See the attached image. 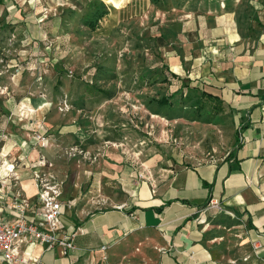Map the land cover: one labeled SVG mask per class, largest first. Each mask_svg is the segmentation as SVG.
Segmentation results:
<instances>
[{"label":"rangeland","instance_id":"374dc122","mask_svg":"<svg viewBox=\"0 0 264 264\" xmlns=\"http://www.w3.org/2000/svg\"><path fill=\"white\" fill-rule=\"evenodd\" d=\"M0 1V119L10 118L15 103L44 107L39 120L60 147L52 169L67 185L65 207L75 223L131 203L142 183L165 186L180 171L233 158L237 113L224 103L215 114L205 103L196 119L178 91L188 84L217 94L198 78L209 62L201 52L216 47L180 42L186 33L164 21L178 17L162 15L159 0H97L108 16L94 31L84 17L95 0ZM211 201L195 221L206 231L210 262L264 264V248L252 247L264 244L258 219ZM134 252L116 264H152L153 251L137 244Z\"/></svg>","mask_w":264,"mask_h":264},{"label":"crops","instance_id":"0c3cea01","mask_svg":"<svg viewBox=\"0 0 264 264\" xmlns=\"http://www.w3.org/2000/svg\"><path fill=\"white\" fill-rule=\"evenodd\" d=\"M158 4L162 15L178 17L164 21L180 25L186 36L178 38L185 46L216 47L211 55L201 52L209 62L201 66L198 78L215 89L239 116L240 146L223 165L209 162L199 169H185L165 186L142 183L131 203L88 213L77 217L76 223L70 219L72 212L63 206L61 227L83 230L76 239L77 248L63 254L59 248L50 251L37 247L38 264H116L120 258L136 256L137 244L146 253L153 251L152 264H213L203 240L206 231L195 227L208 198L236 207L249 220L258 219L264 230V0H159ZM220 60L222 64L217 63ZM37 107L44 111V107ZM16 108V103L11 105L6 113L10 118L0 119V130L6 125L15 131L12 122L18 127L25 125L17 121ZM36 118H40L38 112L32 120ZM25 134L19 131L18 139ZM49 135L51 145L45 154L53 164L60 147L57 138ZM22 180L24 192L33 197L27 172ZM105 244L109 245L106 262L98 250Z\"/></svg>","mask_w":264,"mask_h":264},{"label":"built area","instance_id":"2783aa9c","mask_svg":"<svg viewBox=\"0 0 264 264\" xmlns=\"http://www.w3.org/2000/svg\"><path fill=\"white\" fill-rule=\"evenodd\" d=\"M60 110H68L66 103ZM36 112L34 108L20 105L16 118L25 125L18 127L9 121L16 130L11 132L6 125L0 130V264H38L37 247L72 253L77 248L78 235L83 234L81 228L68 231L61 227L64 184L53 172V164L45 154L51 145L50 135L37 118L32 120ZM19 131L26 133L20 139ZM25 172L35 193L33 197L24 192ZM209 203L214 207L213 201ZM108 247L105 244L98 248L104 262ZM252 247L258 252L264 244L254 241Z\"/></svg>","mask_w":264,"mask_h":264},{"label":"trees","instance_id":"16d2710c","mask_svg":"<svg viewBox=\"0 0 264 264\" xmlns=\"http://www.w3.org/2000/svg\"><path fill=\"white\" fill-rule=\"evenodd\" d=\"M107 16H108V10L105 3L97 0L92 1L88 5V13H86L84 17V25L87 26L92 31L97 30L100 27L101 20L107 18ZM172 76L175 78L177 77L173 74ZM180 82L183 83L184 80H180ZM183 90H185L184 92L185 98H187L188 102H190L189 111L192 112L193 116H195L194 118L198 119L201 110L205 108L204 106L205 103L208 104L207 106H209V108L215 114H219L223 111L224 102L217 95L212 93H205L203 91H200L197 87L189 86L188 84H186L185 87H183L182 84L178 89L180 94H182ZM173 118H169V119H173ZM237 139H238V132L236 133V141ZM210 200L211 198H208L207 201L201 206V208H204L206 205H208ZM158 212H161V209H158Z\"/></svg>","mask_w":264,"mask_h":264},{"label":"bare ground","instance_id":"6f19581e","mask_svg":"<svg viewBox=\"0 0 264 264\" xmlns=\"http://www.w3.org/2000/svg\"><path fill=\"white\" fill-rule=\"evenodd\" d=\"M110 2H111V0H110ZM34 109L36 110V111H38L39 112V110L37 109V107H34ZM41 113V112H40Z\"/></svg>","mask_w":264,"mask_h":264}]
</instances>
